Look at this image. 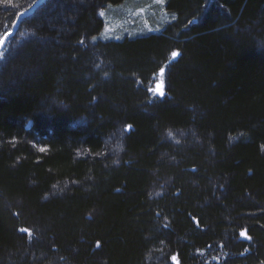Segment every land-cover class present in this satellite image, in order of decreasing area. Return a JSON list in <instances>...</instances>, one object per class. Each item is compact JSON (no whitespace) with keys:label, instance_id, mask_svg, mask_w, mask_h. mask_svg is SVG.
Here are the masks:
<instances>
[{"label":"trees","instance_id":"1","mask_svg":"<svg viewBox=\"0 0 264 264\" xmlns=\"http://www.w3.org/2000/svg\"><path fill=\"white\" fill-rule=\"evenodd\" d=\"M38 1L0 0V36L39 3L0 63V264H264V0L117 41L99 12L134 0Z\"/></svg>","mask_w":264,"mask_h":264},{"label":"rangeland","instance_id":"2","mask_svg":"<svg viewBox=\"0 0 264 264\" xmlns=\"http://www.w3.org/2000/svg\"><path fill=\"white\" fill-rule=\"evenodd\" d=\"M43 0H39L41 3ZM39 4V3H38ZM37 4V5H38ZM165 0H134L133 2L127 3L122 6L109 7L99 12V16L104 20L105 27L100 35V40L111 41V40H122L124 38L138 37L143 34L159 33L163 28L173 21L172 16L164 8ZM34 5L31 9L27 10L23 16L31 13L35 10ZM18 17L15 23L10 28L11 30L7 33H3L0 36V63L5 59V56L9 50L11 38L15 35V31L18 28L19 21L23 16ZM164 74L161 77L160 71L154 77L152 83L149 84V88H154L157 82L161 83V88L164 92L163 96L155 95L150 92L152 98H163L166 95V68H164ZM124 133L117 132L116 136L106 141V153L105 157H114L116 161L121 154L123 147ZM171 140L172 138L176 142L182 141L186 137L181 132L171 133L167 135ZM102 155L104 153L102 152ZM60 192L58 188H55L54 192ZM159 191V190H157ZM173 262H175L173 258ZM178 264V263H176Z\"/></svg>","mask_w":264,"mask_h":264},{"label":"snow or ice","instance_id":"3","mask_svg":"<svg viewBox=\"0 0 264 264\" xmlns=\"http://www.w3.org/2000/svg\"><path fill=\"white\" fill-rule=\"evenodd\" d=\"M171 55H172L173 58H175L178 55V52L173 51ZM164 71H165L164 68L160 69V76L161 77L163 76ZM148 91L149 92H153L155 95H159V96H163L164 95V92H163V90L161 88V83L160 82H157L155 87L154 88H149ZM24 231H27V230H24ZM241 235H245V233L242 232Z\"/></svg>","mask_w":264,"mask_h":264},{"label":"water","instance_id":"4","mask_svg":"<svg viewBox=\"0 0 264 264\" xmlns=\"http://www.w3.org/2000/svg\"><path fill=\"white\" fill-rule=\"evenodd\" d=\"M243 232L245 233V235H241V238H240V240H244V241H250V238L246 236V233H247V231H246V230H244Z\"/></svg>","mask_w":264,"mask_h":264}]
</instances>
